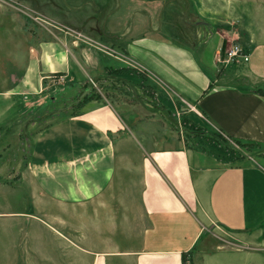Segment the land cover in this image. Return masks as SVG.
I'll use <instances>...</instances> for the list:
<instances>
[{
	"label": "crops",
	"instance_id": "obj_1",
	"mask_svg": "<svg viewBox=\"0 0 264 264\" xmlns=\"http://www.w3.org/2000/svg\"><path fill=\"white\" fill-rule=\"evenodd\" d=\"M137 19L122 23L113 37L147 74L142 85L162 83L227 138L264 147V45L249 51L246 61L224 63L223 37L207 21H191L209 30L191 48L176 37L140 32ZM14 22L3 34L0 19V105L39 93L51 73L74 74L64 40L42 41L36 53L32 34L17 33ZM99 59L107 72L121 68ZM4 115L0 108V122ZM129 125L112 104L92 100L41 129L26 160L31 210L7 213L21 218L13 227L85 222L89 264H183L182 254L216 225L254 249L251 262L256 253L264 259V165L248 157L224 163L182 141L146 147V137ZM45 199L60 211L42 210Z\"/></svg>",
	"mask_w": 264,
	"mask_h": 264
},
{
	"label": "rangeland",
	"instance_id": "obj_2",
	"mask_svg": "<svg viewBox=\"0 0 264 264\" xmlns=\"http://www.w3.org/2000/svg\"><path fill=\"white\" fill-rule=\"evenodd\" d=\"M132 16L138 18L140 32L176 37L191 48L209 34L207 27L191 21L205 20L223 37L221 58L231 44L243 47L247 55L264 45V0H0L3 34L12 30L15 21L17 33H25L28 39L32 34L36 53L42 41L64 40L74 73L72 77L51 73L39 93L0 105L5 110L0 122V264H89L88 246L81 235L85 222L13 227L21 218L6 217L10 211L31 210L33 184L26 160L37 133L52 120L77 113L87 101L112 104L133 131L146 137V147L171 148L182 141L185 146L207 149L224 163L248 157L264 165L263 146L227 138L162 83L150 79L156 88L142 85L147 74L128 59L122 41L114 38ZM100 57L117 62L118 73L102 68ZM41 208L60 211L57 203L47 199ZM205 233L203 243L183 264H264L258 253L251 262L254 249L221 227L209 226ZM111 264L133 262L113 259Z\"/></svg>",
	"mask_w": 264,
	"mask_h": 264
},
{
	"label": "built area",
	"instance_id": "obj_3",
	"mask_svg": "<svg viewBox=\"0 0 264 264\" xmlns=\"http://www.w3.org/2000/svg\"><path fill=\"white\" fill-rule=\"evenodd\" d=\"M249 55L243 50V47H241L238 44H231L227 49L224 51L221 61L224 63L230 62V61H241L248 60Z\"/></svg>",
	"mask_w": 264,
	"mask_h": 264
},
{
	"label": "trees",
	"instance_id": "obj_4",
	"mask_svg": "<svg viewBox=\"0 0 264 264\" xmlns=\"http://www.w3.org/2000/svg\"><path fill=\"white\" fill-rule=\"evenodd\" d=\"M235 141H237V142H239V143H242V144H248V142H245V143H243V142H241V141H239V140H235ZM249 144H252V143H249ZM187 256V254L186 253H183L182 254V262H184V259H185V257Z\"/></svg>",
	"mask_w": 264,
	"mask_h": 264
},
{
	"label": "water",
	"instance_id": "obj_5",
	"mask_svg": "<svg viewBox=\"0 0 264 264\" xmlns=\"http://www.w3.org/2000/svg\"><path fill=\"white\" fill-rule=\"evenodd\" d=\"M203 23H206V22L203 21ZM84 93H85V92H84ZM82 96H83V95H82ZM80 98H81V97H80Z\"/></svg>",
	"mask_w": 264,
	"mask_h": 264
}]
</instances>
